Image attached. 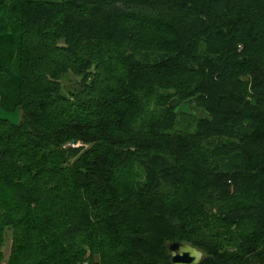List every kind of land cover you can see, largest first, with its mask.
<instances>
[{
  "label": "trees",
  "instance_id": "1",
  "mask_svg": "<svg viewBox=\"0 0 264 264\" xmlns=\"http://www.w3.org/2000/svg\"><path fill=\"white\" fill-rule=\"evenodd\" d=\"M173 242L264 264V0H0V264Z\"/></svg>",
  "mask_w": 264,
  "mask_h": 264
},
{
  "label": "rangeland",
  "instance_id": "2",
  "mask_svg": "<svg viewBox=\"0 0 264 264\" xmlns=\"http://www.w3.org/2000/svg\"><path fill=\"white\" fill-rule=\"evenodd\" d=\"M79 79L72 76L68 75L65 77L62 81V94L65 96H69L70 94H73L79 90ZM179 112H185L190 114L191 116H196V117H205L206 113H204L201 109L197 108L194 104H185L183 105L180 109ZM13 121L18 122L19 118L15 117H10ZM87 148V147H86ZM5 241L2 246V254H3V259L2 262L6 263L8 260L9 256V251H10V246H11V232L6 231L5 232ZM204 257V255H203Z\"/></svg>",
  "mask_w": 264,
  "mask_h": 264
},
{
  "label": "water",
  "instance_id": "3",
  "mask_svg": "<svg viewBox=\"0 0 264 264\" xmlns=\"http://www.w3.org/2000/svg\"><path fill=\"white\" fill-rule=\"evenodd\" d=\"M73 141L71 145L77 146ZM168 253L171 264H199L203 259V253L184 242H173L168 245Z\"/></svg>",
  "mask_w": 264,
  "mask_h": 264
}]
</instances>
